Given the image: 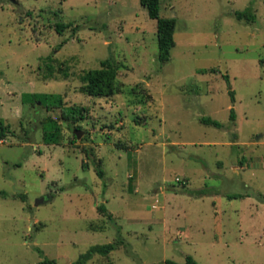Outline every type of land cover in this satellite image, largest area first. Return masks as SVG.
Returning a JSON list of instances; mask_svg holds the SVG:
<instances>
[{"label": "rangeland", "instance_id": "obj_1", "mask_svg": "<svg viewBox=\"0 0 264 264\" xmlns=\"http://www.w3.org/2000/svg\"><path fill=\"white\" fill-rule=\"evenodd\" d=\"M160 5L176 21L164 63L139 0H0V264H74L117 241L85 264H264V0ZM248 7L253 22L235 17ZM106 58L117 91L82 93L79 76ZM32 93L88 114L61 120ZM47 115L58 144L43 140Z\"/></svg>", "mask_w": 264, "mask_h": 264}, {"label": "trees", "instance_id": "obj_2", "mask_svg": "<svg viewBox=\"0 0 264 264\" xmlns=\"http://www.w3.org/2000/svg\"><path fill=\"white\" fill-rule=\"evenodd\" d=\"M140 4L147 10L149 17L156 22V34H157V59L159 62L164 63L170 59V51L175 46L174 32L176 21L174 18L160 16V0H139ZM29 14V13H28ZM234 15L239 20H246L247 22H253L255 20V14L250 7L242 10L235 11ZM55 31L63 35L66 29L71 30L73 37L79 29L78 25H73L72 22L62 23L57 22L54 25ZM35 30V29H34ZM33 30V31H34ZM67 40L62 41V44ZM62 46L61 44L59 47ZM47 59L52 61L53 58L48 56ZM47 72L44 74L45 78H49L54 73V66L51 63L45 64ZM119 64L110 59L106 58L100 61V66L97 68H90L84 70L79 76L82 85L80 91L92 97H108L113 95L117 91L116 78L119 73ZM64 76H68L67 72H63ZM228 78V75H226ZM231 95L233 92L230 91ZM26 96V95H25ZM32 100L34 102L40 101V104L46 108L48 112L55 109H59L60 118L64 121L76 123L86 118L88 109L85 106H65L63 103L62 95L59 93H32ZM230 118L234 120V115L231 113ZM201 122L212 125L217 128L222 127V124L217 120H213L210 117L201 118ZM79 127V126H78ZM43 140L46 143L58 144L61 139L60 125L57 118H53L47 115L43 122ZM10 132L7 126L0 123V140L4 139L7 133ZM76 138V135H73ZM97 173L102 176L103 170H97ZM193 194L202 195L204 190L193 191ZM0 194L4 197L7 193L0 191ZM19 197L24 200L25 195L20 194ZM99 211L106 213L111 218L112 214L107 211L104 205L98 207ZM120 244V241L106 244H96L89 247V249L81 254L74 264H85L94 254H100L103 256L108 255L111 251L116 249ZM34 264H57L53 258H44ZM163 264H179L172 260H166ZM182 264H198L190 255L186 256V261Z\"/></svg>", "mask_w": 264, "mask_h": 264}, {"label": "water", "instance_id": "obj_3", "mask_svg": "<svg viewBox=\"0 0 264 264\" xmlns=\"http://www.w3.org/2000/svg\"><path fill=\"white\" fill-rule=\"evenodd\" d=\"M11 1L14 3H17V0H11ZM74 134L76 135L77 138H79L81 135V131L78 129H75ZM41 201H42V199H38V200H36L35 204L38 205Z\"/></svg>", "mask_w": 264, "mask_h": 264}]
</instances>
